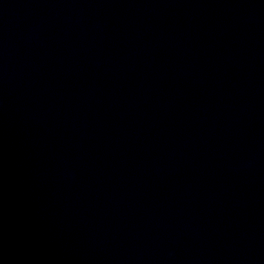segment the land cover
Wrapping results in <instances>:
<instances>
[{"label": "water", "instance_id": "obj_1", "mask_svg": "<svg viewBox=\"0 0 264 264\" xmlns=\"http://www.w3.org/2000/svg\"><path fill=\"white\" fill-rule=\"evenodd\" d=\"M0 264H264V0H0Z\"/></svg>", "mask_w": 264, "mask_h": 264}]
</instances>
